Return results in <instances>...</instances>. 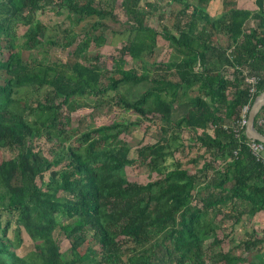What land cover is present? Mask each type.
Segmentation results:
<instances>
[{
    "label": "trees",
    "instance_id": "trees-1",
    "mask_svg": "<svg viewBox=\"0 0 264 264\" xmlns=\"http://www.w3.org/2000/svg\"><path fill=\"white\" fill-rule=\"evenodd\" d=\"M197 1L121 0L128 35L107 71L91 46L106 18L119 20L116 0H0V264H264V227L253 224L264 219V166L245 133L223 127L264 89V0H220L213 12ZM165 5L171 23L147 25ZM62 6L68 26L44 38L40 16ZM219 35L217 69L208 52ZM159 40L169 49L162 60ZM51 47L71 57L50 60ZM245 74L260 77L252 97ZM144 81L135 98L118 89ZM21 88L41 96L19 97ZM106 94L135 119L87 126L72 141L54 133L57 118L83 106L74 96ZM262 114L264 105L254 119L264 134ZM182 129L195 135L186 160L174 156ZM139 164L146 181L127 174ZM23 232L43 254L15 252Z\"/></svg>",
    "mask_w": 264,
    "mask_h": 264
},
{
    "label": "rangeland",
    "instance_id": "rangeland-1",
    "mask_svg": "<svg viewBox=\"0 0 264 264\" xmlns=\"http://www.w3.org/2000/svg\"><path fill=\"white\" fill-rule=\"evenodd\" d=\"M197 0H191L192 3H195ZM219 1L220 0H208L205 4V8L209 7L211 8V12H213L217 7H219ZM198 2V1H197ZM114 11L116 12L119 20L118 21H112L106 18L104 20L105 26L102 27L104 39L99 43L97 46H91L93 49L92 51H96L95 49H99V63L104 67V70H112L114 68L113 61L111 57H114L117 54V48L120 45V42L125 39V37L128 35L127 30L124 26L125 24V15L123 13L122 7H121V0H116ZM154 16H147L145 19V23L147 25H151L154 28H159L161 24L169 25L171 23L169 19V9L168 7L161 6L158 10H155L153 13ZM67 15V9L62 6L58 8V11H51V12H45L43 13L40 18L44 24H46L47 29L46 33L44 34V38L48 36V34H54L57 32V30L62 29L66 26H68V19L66 17ZM124 23V25L122 24ZM84 27L86 26V23H83ZM82 27V23L77 26V29L82 30L84 29ZM18 29L20 31H23V27L19 26ZM215 45V44H214ZM70 49V48H69ZM5 52V50H3ZM214 50L213 52H215ZM43 52L45 53V49H43ZM42 51L37 52L38 55L43 53ZM155 58L157 60H162V58H165L169 54V49L166 46V42L164 40L158 41V46L155 49ZM47 56H49L50 60H56L60 62L68 61L71 55L69 54L68 50L64 49H58V48H48L47 49ZM136 68L138 72L141 71V66L139 64H136ZM153 69V68H152ZM151 72V71H149ZM149 84L147 82H141L139 84L135 85H128V84H121L119 86L120 92L127 95L129 98H135L137 97ZM107 93H112L111 90H109ZM108 94V95H110ZM19 97L27 98L32 97L35 98L38 95V93L31 92L28 88H21L16 94ZM15 95V96H16ZM108 95L106 94L105 97L102 98L100 101L97 95H77L74 96V100L79 102L80 104H83V106L79 107L78 109L74 110L71 115L69 116L70 120L66 121V119L57 118L56 123L53 124V131L55 134H60L61 137H64L66 135H69L71 137V141L75 139L76 135L80 131H84L87 126H95L100 125L102 123L108 122L111 119H124L126 117H130L131 120L135 119V116L128 113L125 110H122L120 107H114L111 106L108 100ZM186 105L179 106L176 108L172 115L173 117L180 116L183 111H185ZM62 113H66V105L62 108ZM59 120V121H58ZM159 123V121H158ZM75 135V136H73ZM179 141H181L184 144L183 150H178L175 152L174 156H177L178 158H181L183 160H186L188 157L196 154V147L190 149L188 146H192L194 142V133L192 131H188L187 129H182L179 134ZM136 136L137 139L139 137V133L136 132L130 137ZM4 155L7 156L8 153L4 152ZM147 167L143 164L127 167V174L131 178H136L140 181H146L149 179L147 176ZM256 226L262 225L264 227V219L259 218L257 221L253 222ZM253 224H248L245 226V228H250ZM263 229V228H262ZM243 228H240L239 226L235 229V234L242 235L243 236ZM23 241L22 244L19 245L17 248H15V252L22 256L23 258H29L28 256L31 254V252H39L43 254L42 252V246L37 242L33 243L23 232L22 234ZM233 240H236V236H233L232 238H228L227 244L226 242L223 243V247H226L230 242ZM60 243H61V251H63L64 254L68 253V246L69 243L67 240L61 236L60 237ZM69 256V255H68Z\"/></svg>",
    "mask_w": 264,
    "mask_h": 264
},
{
    "label": "built area",
    "instance_id": "built-area-1",
    "mask_svg": "<svg viewBox=\"0 0 264 264\" xmlns=\"http://www.w3.org/2000/svg\"><path fill=\"white\" fill-rule=\"evenodd\" d=\"M244 81L248 85L249 95L251 97L254 96L255 92L257 91L260 77L255 74H250V75L245 74ZM250 105H251L250 102L244 104L240 109V113L237 119L232 121L229 125L223 124V127L231 128L235 138H239L241 136V133H244V129L248 121V111L250 109ZM256 124L258 126L264 127V114L258 117ZM246 142H247V146L249 150L251 151V154L254 157V159L256 161H259L264 166V143L258 140H254V139H249Z\"/></svg>",
    "mask_w": 264,
    "mask_h": 264
},
{
    "label": "water",
    "instance_id": "water-1",
    "mask_svg": "<svg viewBox=\"0 0 264 264\" xmlns=\"http://www.w3.org/2000/svg\"><path fill=\"white\" fill-rule=\"evenodd\" d=\"M264 105V89L260 91L250 105L248 111V121L244 129L245 136L250 139L258 140L264 143V134H262L254 125V119L259 110Z\"/></svg>",
    "mask_w": 264,
    "mask_h": 264
},
{
    "label": "crops",
    "instance_id": "crops-1",
    "mask_svg": "<svg viewBox=\"0 0 264 264\" xmlns=\"http://www.w3.org/2000/svg\"><path fill=\"white\" fill-rule=\"evenodd\" d=\"M244 3L246 4V6H248L247 8H255L254 0H237V6H239V5L242 6V4H244ZM224 38L225 37L223 35H219L217 37V43L213 42V44H215V45H214V47H212L211 51L208 52V55L210 56V58H208V60L211 61V63L213 65H216L217 69L220 67V65H221L220 63H222V60H223V59H221V56L218 53V50H219L218 47L220 45V42H222V40ZM215 46H217V47H215ZM214 50H216V51L213 52ZM220 52H222V51L220 50Z\"/></svg>",
    "mask_w": 264,
    "mask_h": 264
}]
</instances>
